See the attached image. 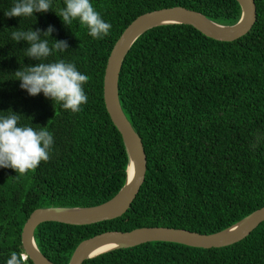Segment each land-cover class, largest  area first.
Here are the masks:
<instances>
[{"label":"trees","instance_id":"1","mask_svg":"<svg viewBox=\"0 0 264 264\" xmlns=\"http://www.w3.org/2000/svg\"><path fill=\"white\" fill-rule=\"evenodd\" d=\"M19 0H0V117L19 115L18 126L47 127L50 159L21 176L0 168V264L23 251L22 226L36 208L90 207L114 196L125 182L127 154L103 101L109 52L138 15L183 6L231 25L236 0H90L111 24L93 38L78 20L64 25V0L48 12L7 17ZM256 19L232 41L203 35L190 25L149 28L126 53L117 81L121 110L141 138L146 171L129 208L119 217L87 225L55 221L34 229L38 250L54 264H67L82 240L98 233L140 227L184 228L202 234L223 230L264 206V0H254ZM52 26L49 40L68 43L43 62L63 59L90 77L78 112L43 93L30 96L14 72L39 61L25 56L26 41L12 32ZM78 38H76L74 35ZM28 264L32 262L28 261ZM82 264H264V221L228 246L200 248L153 241L117 248Z\"/></svg>","mask_w":264,"mask_h":264},{"label":"water","instance_id":"2","mask_svg":"<svg viewBox=\"0 0 264 264\" xmlns=\"http://www.w3.org/2000/svg\"><path fill=\"white\" fill-rule=\"evenodd\" d=\"M241 14L237 22L223 25L213 22L200 12L183 6L155 9L138 15L121 32L106 60L103 74V101L113 125L121 135L127 154L125 182L117 193L103 203L90 207L36 208L26 218L21 234V247L32 264H54L37 248L33 232L43 222L55 221L87 225L121 216L130 206L144 181L146 155L141 138L124 116L117 94V81L123 59L133 42L149 28L167 24L190 25L203 35L220 41H232L247 33L256 19L254 0H236ZM264 221V206L247 214L229 227L211 234L166 226L140 227L130 231L108 230L79 242L67 264H82L86 259L117 249L146 242L169 241L200 248L231 245L246 237Z\"/></svg>","mask_w":264,"mask_h":264},{"label":"clouds","instance_id":"3","mask_svg":"<svg viewBox=\"0 0 264 264\" xmlns=\"http://www.w3.org/2000/svg\"><path fill=\"white\" fill-rule=\"evenodd\" d=\"M64 3L66 7L58 14L64 25H71L74 20H78L93 38L102 39L109 34L111 24L102 19L90 0H64ZM50 8L51 0H19L5 12V16L28 17L37 12H48ZM53 31L52 26H49L43 32L39 29L12 32L13 41L23 40L30 45L26 48L25 56L39 61L36 65L24 66L13 74L15 80L21 82L20 87L30 96L43 93L46 98L61 104L65 110L78 112L81 105L87 103L88 97L83 85L90 77L78 71L75 64L63 59L43 62L49 56L68 49L67 41L54 39V43L49 46V40L41 38L42 34L51 36ZM19 119V115L13 111L0 117V168H11L23 176L29 171L34 172L42 161L50 159L53 135L46 126L38 130L31 126H18ZM29 259L27 251H13L6 264H28Z\"/></svg>","mask_w":264,"mask_h":264}]
</instances>
